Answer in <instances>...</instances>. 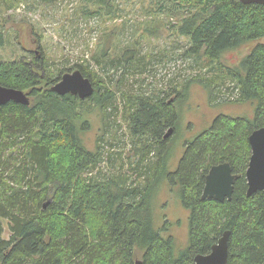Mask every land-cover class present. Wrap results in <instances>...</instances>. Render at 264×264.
Instances as JSON below:
<instances>
[{"label":"trees","instance_id":"1","mask_svg":"<svg viewBox=\"0 0 264 264\" xmlns=\"http://www.w3.org/2000/svg\"><path fill=\"white\" fill-rule=\"evenodd\" d=\"M169 1L171 12L180 16L176 31L191 43L190 54L201 52L212 63L228 49L248 46L238 66L217 64L225 76L221 84L227 78L237 91L232 101L255 105L253 117L217 115L208 129L185 144L177 168L165 172L167 142L178 133L175 104L182 102L183 94L177 91L167 101L168 92L146 95L131 82L125 85L146 69L140 60H116L121 72L115 90L108 85L111 77L101 85L88 65L77 63L75 69L94 85L92 96L82 100L51 90L59 79L52 74H46L43 84L37 56L34 62L0 61V84L24 90L30 99L28 105L9 101L0 106V264H133L137 251L143 264H194L195 254L209 253L226 230L227 264L263 263L264 191L247 195L245 171L251 154L248 136L264 126V4ZM164 7L160 4L158 10ZM105 53L101 50L96 57L103 69ZM200 77L204 76L193 80H204L213 100L217 92L211 81ZM181 87L186 89L185 84ZM115 93L123 101L131 133L149 137L137 166L149 153L156 156L138 171L144 182L136 185L119 173L92 174L101 152L88 148L80 135L89 125L90 112L83 102L94 101L106 123L118 110ZM167 127L174 131L171 139L164 137ZM223 162L236 175L231 198H202L210 167ZM163 177L179 187L182 204L190 212L189 244L178 256L172 237L162 236L152 222V199ZM3 221L8 237L3 236Z\"/></svg>","mask_w":264,"mask_h":264},{"label":"rangeland","instance_id":"2","mask_svg":"<svg viewBox=\"0 0 264 264\" xmlns=\"http://www.w3.org/2000/svg\"><path fill=\"white\" fill-rule=\"evenodd\" d=\"M160 4L165 5L162 10H158ZM179 19L180 16L171 12L169 0H54L50 3L0 0V61L34 62L37 56L43 84L46 74L60 78L64 72L74 70L77 63H83L101 85L108 84L111 77L112 83L108 85L115 90V80L121 72L115 67L116 60L121 56H131L129 63L140 60L146 69L129 77L125 85L131 82L138 92L146 95L168 92L167 101L177 91L183 94L182 102L175 104L179 110L178 133L172 145L170 140L167 142L170 154L165 172H170L177 168L185 144L208 129L217 115L253 117L255 109L251 102L232 101L237 91L227 78L221 84L225 76L217 64L238 66L248 46L228 49L211 63L201 52L189 53V39L176 31L175 22ZM101 50H106L103 57L106 69L96 61ZM202 75L200 78L211 81L214 93L217 92L216 96L213 93V100L212 93L209 96L203 85L204 80H193ZM125 85L121 84L122 90H126ZM118 97L116 94L118 110L106 123L99 106L92 100L84 101L83 107L90 112L89 125L80 135L88 148L101 152V160L92 174L119 173L128 177V183L132 181L136 185L144 182L143 177H138V171L145 164L150 166L156 156L149 153L137 166L143 143L149 137L131 133L125 116L127 111ZM168 131L169 127L165 129ZM152 212L153 227L161 229L162 236L172 237L174 253L178 256L189 244L190 212L182 204L179 187L165 177L156 187ZM3 225V236L8 237L6 221ZM141 255L137 251L135 258L141 259Z\"/></svg>","mask_w":264,"mask_h":264},{"label":"water","instance_id":"3","mask_svg":"<svg viewBox=\"0 0 264 264\" xmlns=\"http://www.w3.org/2000/svg\"><path fill=\"white\" fill-rule=\"evenodd\" d=\"M240 1L245 4H264V0ZM51 90L59 95L70 93L80 99H85L93 94L94 85L89 77L85 76L80 69L76 68L72 71L64 72L51 85ZM9 101L28 105L30 99L24 90L0 84V106ZM171 132L172 129L169 128V131L164 136H169ZM248 142L251 148V154L245 176L247 180L246 193L247 195H251L259 190L264 191V126L254 129L248 136ZM235 177L236 175L232 172L229 163L223 162L212 165L205 176L202 198H212L218 201L230 199ZM229 235V230L224 231L218 241L212 245L209 253L195 254L193 258L194 264H227ZM133 264H143V260L135 259ZM262 264H264V261Z\"/></svg>","mask_w":264,"mask_h":264},{"label":"bare ground","instance_id":"4","mask_svg":"<svg viewBox=\"0 0 264 264\" xmlns=\"http://www.w3.org/2000/svg\"><path fill=\"white\" fill-rule=\"evenodd\" d=\"M94 93V92H93ZM92 96V95H91ZM82 100V99H81Z\"/></svg>","mask_w":264,"mask_h":264},{"label":"flooded vegetation","instance_id":"5","mask_svg":"<svg viewBox=\"0 0 264 264\" xmlns=\"http://www.w3.org/2000/svg\"><path fill=\"white\" fill-rule=\"evenodd\" d=\"M165 137V136H164Z\"/></svg>","mask_w":264,"mask_h":264}]
</instances>
